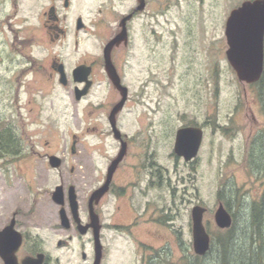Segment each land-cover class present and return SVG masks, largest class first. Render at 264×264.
<instances>
[{
    "label": "flooded vegetation",
    "instance_id": "1",
    "mask_svg": "<svg viewBox=\"0 0 264 264\" xmlns=\"http://www.w3.org/2000/svg\"><path fill=\"white\" fill-rule=\"evenodd\" d=\"M201 1L0 0V43L9 41L14 56L8 61L19 69L9 72L32 75L30 83L51 103V116L57 99L67 107V96L80 114L79 133L68 134L66 153L54 151L45 135L31 136L37 145L29 144L30 150L29 138L14 136V150L7 152L13 166H0V264H110L117 238L156 249L138 235L140 229L152 231L148 226L155 224L156 207L159 213L165 197V168L151 160L150 107L165 117V108L177 111L169 98L180 99L174 73L181 68L179 44L189 42L179 36L181 20L191 21ZM56 45L60 49L53 53ZM65 45L79 53L70 66L62 55ZM109 58L118 83L108 72ZM210 108L205 120L177 112L181 124L170 130L169 144L185 164L202 152ZM53 125L48 119L44 132ZM185 128L202 130L191 160L176 151L178 132ZM86 136L97 138L96 146L89 149ZM52 155L60 158L58 167ZM148 251L144 263L161 264L159 250L157 256Z\"/></svg>",
    "mask_w": 264,
    "mask_h": 264
},
{
    "label": "rangeland",
    "instance_id": "2",
    "mask_svg": "<svg viewBox=\"0 0 264 264\" xmlns=\"http://www.w3.org/2000/svg\"><path fill=\"white\" fill-rule=\"evenodd\" d=\"M238 4L240 0H202L194 8L195 14L191 21L181 20L179 36L189 38V42L183 39L179 44L181 68L174 73L180 99L175 96L169 98L177 111L165 108L168 116L165 117L161 111L154 114L150 107L149 113L151 121L155 118L149 131L150 151L155 152L151 160L154 156V160L164 166L166 186L159 213L156 207V222L148 226L152 231L148 233L146 228L140 229L138 235L156 249L147 248L146 245L140 249L137 243L129 239L117 238L110 255V264H147L143 261L146 250H149L148 254L155 253L156 256L159 250L161 264H220L218 245L203 256L194 252L192 209L195 205L207 208L204 224L211 235V245L212 239L225 230L215 223L219 202H223L232 214L236 212V236L239 237L237 242L241 243L242 228L248 218L244 215L246 210L242 206L239 209V205L246 207L262 192L261 182L250 174L248 158L250 152L258 148L257 134L264 130V89L260 82L253 85L241 82L226 56V20L232 8ZM182 14H185L183 9ZM3 39L1 36V42ZM2 43L0 57L6 61L0 63V137L4 138L6 131H9L12 147L14 136L21 135L24 140L29 138L26 150H30L29 144L37 145L32 140H42L41 136L45 135L51 140L54 151L59 148L60 154L66 153L68 134L79 133V111L75 110L67 96V107L62 102L58 103L57 99L51 116L48 97L42 98L37 93L39 85L30 83L31 74L15 72L19 69L8 61L9 57L14 56V51L8 40ZM58 49L60 47L56 45L53 53ZM71 51L74 50L68 45L62 53L68 66L79 57L77 51ZM164 65L168 69V58ZM13 70L14 73L9 72ZM209 105L212 122L206 127L202 152L196 162L185 164L183 159L171 154L173 146L169 144L170 130L173 127L177 129L181 124L177 112L180 111L182 115L191 111L199 120H205ZM61 109L65 111L60 113ZM100 112L105 113L104 110ZM51 118L53 131L44 132V125ZM31 136L34 139L31 140ZM83 141L89 149L98 142L94 136H86ZM78 148L82 149L81 144ZM7 152L0 149V166L12 168L13 165L9 163L11 157ZM51 177V184H54L56 173Z\"/></svg>",
    "mask_w": 264,
    "mask_h": 264
},
{
    "label": "water",
    "instance_id": "3",
    "mask_svg": "<svg viewBox=\"0 0 264 264\" xmlns=\"http://www.w3.org/2000/svg\"><path fill=\"white\" fill-rule=\"evenodd\" d=\"M225 34L228 43L227 58L238 79L246 84L258 82L264 73V0H247L231 10L226 20ZM119 37L121 36L117 39ZM117 39L109 44V49ZM106 64L110 76L118 83L115 79L116 69L110 58ZM122 103L123 101L113 109L112 116ZM201 142V128L182 129L178 132L176 151L184 155L186 160H191L197 155ZM50 158L52 166L60 165L58 156L52 155ZM206 210L201 205H195L192 209L193 247L199 256L207 254L211 248V235L204 224ZM233 221L231 212L220 202L215 212L216 225L221 229H228ZM3 233L4 231L0 233V239Z\"/></svg>",
    "mask_w": 264,
    "mask_h": 264
},
{
    "label": "trees",
    "instance_id": "4",
    "mask_svg": "<svg viewBox=\"0 0 264 264\" xmlns=\"http://www.w3.org/2000/svg\"><path fill=\"white\" fill-rule=\"evenodd\" d=\"M259 82L264 89V73ZM10 134L6 131L4 138L0 137V149L5 151L14 149L10 144L8 136ZM256 143L258 148L250 152L248 164L252 178L261 182L262 192L246 207L239 205V209L242 206L246 210L244 215L248 218L242 228L241 243L237 242L239 237L236 236L238 223L236 212L232 214L233 225L212 239L211 250L216 245L219 246L220 264H264V130L257 134ZM226 205L230 206L229 203Z\"/></svg>",
    "mask_w": 264,
    "mask_h": 264
}]
</instances>
